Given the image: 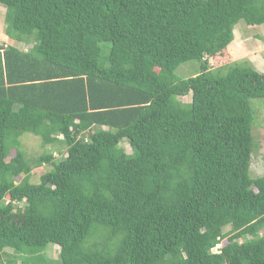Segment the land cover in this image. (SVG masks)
Wrapping results in <instances>:
<instances>
[{
    "label": "trees",
    "instance_id": "obj_1",
    "mask_svg": "<svg viewBox=\"0 0 264 264\" xmlns=\"http://www.w3.org/2000/svg\"><path fill=\"white\" fill-rule=\"evenodd\" d=\"M0 4L8 38L31 45L0 43V264L6 250L38 264L49 245L55 264H264V176L250 175L264 73L209 63L239 22L264 24V0ZM26 135L67 150L40 155L38 183Z\"/></svg>",
    "mask_w": 264,
    "mask_h": 264
},
{
    "label": "rangeland",
    "instance_id": "obj_2",
    "mask_svg": "<svg viewBox=\"0 0 264 264\" xmlns=\"http://www.w3.org/2000/svg\"><path fill=\"white\" fill-rule=\"evenodd\" d=\"M7 9L0 4V43L7 45L12 43L16 47L23 50H29L31 45H23L21 42L13 41L8 38L7 32ZM101 48L103 55L109 54L110 43H102ZM244 64L250 63L257 71L264 73V24L260 26H248L244 21L239 22L234 30V40L227 48L226 52L216 58H210L209 63L211 69H219L225 65L233 63ZM199 72V64L190 62L182 64L176 71L179 79H186L196 75ZM192 99L191 95L179 98L182 103H188ZM251 106L254 112L253 122V136L255 139V148L252 155L250 175L252 178L264 176V99H253ZM22 150L26 157L34 159L32 164L34 169L32 171V182L38 183L42 174L50 171L52 166L50 164H43L36 166V160L41 154L54 153L57 160L66 158L67 150L64 145L44 147L39 137L34 135H26L21 138ZM128 154H132V148L127 142L122 143ZM15 151H12L11 157L15 156ZM9 161V159H8ZM228 229H226L227 231ZM224 243V242H223ZM222 244V243H221ZM223 246L219 245L214 251H219ZM60 249L58 246L49 245L41 254L38 264H55L60 261ZM14 253L11 250H6L3 255V261L7 264L13 258ZM18 264L21 260L18 258Z\"/></svg>",
    "mask_w": 264,
    "mask_h": 264
},
{
    "label": "crops",
    "instance_id": "obj_3",
    "mask_svg": "<svg viewBox=\"0 0 264 264\" xmlns=\"http://www.w3.org/2000/svg\"><path fill=\"white\" fill-rule=\"evenodd\" d=\"M24 45V44H23ZM21 49V48H20Z\"/></svg>",
    "mask_w": 264,
    "mask_h": 264
}]
</instances>
